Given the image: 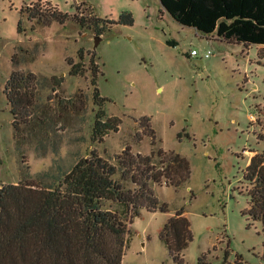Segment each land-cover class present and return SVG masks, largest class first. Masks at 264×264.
<instances>
[{
  "label": "rangeland",
  "instance_id": "1",
  "mask_svg": "<svg viewBox=\"0 0 264 264\" xmlns=\"http://www.w3.org/2000/svg\"><path fill=\"white\" fill-rule=\"evenodd\" d=\"M47 1L70 18L39 25L21 12ZM122 12H131L134 23L114 24L99 36L72 17L118 20ZM93 55L103 105L94 97ZM69 60L84 73L72 74ZM14 70L45 77L34 90L32 121L20 119L18 134L5 92ZM53 77L63 79L56 91ZM100 108L122 123L95 140ZM262 131L264 46L200 33L177 22L160 0H0V186L42 184L48 170L53 176L44 183L55 182L93 150L115 162L126 146L143 154L162 147L191 163L184 186L154 185L169 209L143 208L134 217L122 264H264L261 223L242 214L248 207L243 169L251 150L264 149ZM181 208L193 235L182 263L161 237Z\"/></svg>",
  "mask_w": 264,
  "mask_h": 264
},
{
  "label": "trees",
  "instance_id": "2",
  "mask_svg": "<svg viewBox=\"0 0 264 264\" xmlns=\"http://www.w3.org/2000/svg\"><path fill=\"white\" fill-rule=\"evenodd\" d=\"M41 3V2H39ZM163 8L180 24L194 27L203 34H215L232 43L264 46V0H160ZM48 4V6H47ZM41 5V6H40ZM29 19L39 25L54 20L64 23L70 18L50 1L39 7H28ZM74 17L82 26H91L99 36L114 24L134 23L131 12H122L118 20L94 13L89 21ZM107 21L110 25L103 24ZM16 61V55L14 56ZM71 73L84 70L69 60ZM94 86L98 63L91 59ZM45 77L35 72L14 70L5 92L13 114L16 134L20 119L32 121L34 90ZM56 91L63 79H52ZM96 102L106 100L95 87ZM143 126H148L150 117ZM122 119L109 116L103 108L96 113L93 138L102 140L118 131ZM152 131L155 132L154 128ZM258 138L264 143V131ZM254 151L243 169L248 207L242 212L259 221L264 249V149ZM192 173L190 161L175 151L155 148L150 154L133 152L130 146L116 155L115 162L93 150L80 158L70 170L51 180L52 172L40 174L42 184L29 180L0 186V264H122L128 243L130 225L141 209L168 211L154 189L155 184L175 188L184 186ZM132 184L133 186H130ZM161 237L170 253L183 262L182 252L192 240L189 218L183 208L165 224ZM264 261V252H263ZM200 264H203L200 259Z\"/></svg>",
  "mask_w": 264,
  "mask_h": 264
},
{
  "label": "built area",
  "instance_id": "3",
  "mask_svg": "<svg viewBox=\"0 0 264 264\" xmlns=\"http://www.w3.org/2000/svg\"><path fill=\"white\" fill-rule=\"evenodd\" d=\"M192 54L193 55L198 54V52L196 51V49H193L192 50ZM210 55H211V51L210 50L205 51L204 54H203V56L206 57V58H208Z\"/></svg>",
  "mask_w": 264,
  "mask_h": 264
},
{
  "label": "water",
  "instance_id": "4",
  "mask_svg": "<svg viewBox=\"0 0 264 264\" xmlns=\"http://www.w3.org/2000/svg\"><path fill=\"white\" fill-rule=\"evenodd\" d=\"M99 39H100V37L98 38V40H99ZM98 40H97V41H98Z\"/></svg>",
  "mask_w": 264,
  "mask_h": 264
}]
</instances>
